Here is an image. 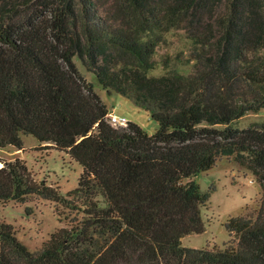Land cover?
I'll return each mask as SVG.
<instances>
[{
  "label": "trees",
  "instance_id": "obj_1",
  "mask_svg": "<svg viewBox=\"0 0 264 264\" xmlns=\"http://www.w3.org/2000/svg\"><path fill=\"white\" fill-rule=\"evenodd\" d=\"M174 27L193 41L192 70L172 69L168 57L166 73H150ZM75 55L149 110L156 132L112 124ZM262 107L264 0H0V146L23 149L31 133L84 168L70 191L83 215L40 249L0 218V264H264V122L232 124ZM230 155L260 181V208L228 219L238 235L225 247L184 245L207 225L211 194L194 175ZM33 194L63 198L21 157L5 161L0 203Z\"/></svg>",
  "mask_w": 264,
  "mask_h": 264
},
{
  "label": "rangeland",
  "instance_id": "obj_2",
  "mask_svg": "<svg viewBox=\"0 0 264 264\" xmlns=\"http://www.w3.org/2000/svg\"><path fill=\"white\" fill-rule=\"evenodd\" d=\"M98 1L105 6L112 3V0ZM192 48L193 41L184 27H174L165 32L164 39L156 48L157 65L150 73H166L168 69L165 68L164 61L168 57H171L172 69L190 72L195 60H186L190 57ZM75 59L80 71L103 96L111 112L128 116V120L139 122L150 133L156 132L160 123L149 110L136 104L129 96L104 87L98 75L79 55H75ZM261 122H264V107L259 111H248L244 116L233 120L232 124L245 127ZM22 136L25 141L23 149L14 144L0 146V166L5 161L21 157L38 183L51 186L63 196L60 200H53L33 194L25 202L9 200L0 203L2 221L12 223L18 239L35 251L60 227H69L74 219L83 215L76 208V196L70 195V191L79 185L84 168L66 150L50 144L51 142H41L31 133ZM194 177L201 184V191L208 190L211 194L208 202L201 207L207 225L202 232L187 234L182 243L195 247H225L238 235L229 232L226 222L230 217L240 214L255 216L262 203L263 187L251 169L234 155L221 157L217 164ZM98 197L102 199V206L107 205L101 195Z\"/></svg>",
  "mask_w": 264,
  "mask_h": 264
},
{
  "label": "built area",
  "instance_id": "obj_3",
  "mask_svg": "<svg viewBox=\"0 0 264 264\" xmlns=\"http://www.w3.org/2000/svg\"><path fill=\"white\" fill-rule=\"evenodd\" d=\"M128 116L126 115H120V114H117L115 112H109V117H108V120L116 125V126H119V125H125L128 123Z\"/></svg>",
  "mask_w": 264,
  "mask_h": 264
},
{
  "label": "crops",
  "instance_id": "obj_4",
  "mask_svg": "<svg viewBox=\"0 0 264 264\" xmlns=\"http://www.w3.org/2000/svg\"><path fill=\"white\" fill-rule=\"evenodd\" d=\"M184 239V238H183ZM195 247V246H194Z\"/></svg>",
  "mask_w": 264,
  "mask_h": 264
}]
</instances>
